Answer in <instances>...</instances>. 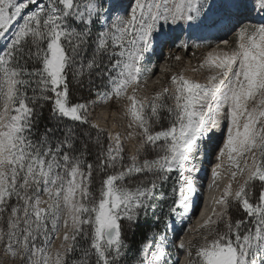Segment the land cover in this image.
<instances>
[{"label":"rangeland","instance_id":"374dc122","mask_svg":"<svg viewBox=\"0 0 264 264\" xmlns=\"http://www.w3.org/2000/svg\"><path fill=\"white\" fill-rule=\"evenodd\" d=\"M19 1L0 7L6 18L0 21V264L183 263L188 251L178 246L190 238L189 227L180 237L173 230L195 170L205 166L204 153L215 162L233 137L227 127L222 144L206 149L219 122L218 93L227 86L242 105L226 169L232 188L218 225L200 227L189 242V264H240L246 242L255 244L257 236L264 255V24L244 26L250 19L235 11L237 28L219 47L217 34L187 39L181 21L217 29L232 19L227 0H125L124 13L117 11L122 0ZM110 6L116 12L107 21ZM214 16L220 21L211 26ZM99 55L97 65L87 61ZM66 67L102 80L90 89L95 98L72 107L52 87V80H65ZM29 84L36 94L56 96V112L69 121L64 130L29 135L34 111L22 90ZM232 98L221 102V121L230 122ZM102 112L104 128L97 124ZM112 124L119 141L112 140ZM86 125L97 136L82 130ZM60 134L65 141H55ZM110 223L118 228L111 245ZM137 228L150 230L139 245L131 243Z\"/></svg>","mask_w":264,"mask_h":264},{"label":"bare ground","instance_id":"6f19581e","mask_svg":"<svg viewBox=\"0 0 264 264\" xmlns=\"http://www.w3.org/2000/svg\"><path fill=\"white\" fill-rule=\"evenodd\" d=\"M5 1L6 0H0V7H1V5H3L5 3ZM38 1L39 0H21L19 2L20 3L21 2H25V3L31 2V3L35 4V3H39ZM123 6H124V2H122V4L119 7L120 13L125 12V9H124L125 6L124 7ZM225 7L227 10L235 9V11L237 12V14H239V16L244 11H246V10L249 11V9H250L251 10L250 13L253 16L252 17L253 22L251 25H256V24L263 25L264 24V0H257V3H254L253 0H227L225 3ZM96 10L97 9L95 8L94 11H96ZM0 12H1V10H0ZM6 12H8V11H6ZM17 13H19V10ZM5 14L7 15V13H5ZM237 16L238 15H235V17H237ZM5 19L6 18L3 15L0 16L1 23L4 22ZM184 19L185 18H183V20L181 21V25L185 28V35H186L187 39L196 37V38H198V40H203V39L205 40L206 38L213 37L214 35H212V34H217L216 36L219 37L223 33V35L219 39V43H220L219 47H226L227 44L229 43V41H231V40H227V39L228 38L230 39V35L232 34L231 30H232L233 25H234L233 23L236 22V20H234V21L229 20L230 23H232L230 25V23L228 21L222 19V21L220 22L222 24L217 29H215L216 27L214 29H209V28L204 29V28H198V27L196 28V27L191 25L189 20L185 19V21H184ZM214 20H215V16L210 21L211 26L216 25V22L214 24H211ZM219 21H220V19H219ZM248 23L249 22H247V24H245V26H248ZM177 30L180 31V27L177 28ZM227 30H229V31H227ZM160 46H164L163 41L160 42ZM169 54H171V52H170V50H167L166 55H169ZM224 54L222 53V55H224ZM223 57H225V56H223ZM166 64H167V62H165L164 65H166ZM255 67H256V65H255ZM167 68H168V66H167ZM162 75H163V73L161 71V75L158 76L157 79L161 78ZM218 94H219L218 99H219L220 104L218 103V101H216V107H217V116L219 117V122L217 124V127H214V126L212 127V138L210 140H208L207 143H205L206 149H208V152H210L212 150V148H216L217 146L222 144V138L224 137V133H225L227 127H229V134H231L230 137H232V136L233 137H232L231 141H229L230 140V138H229V139H227L228 141H226L222 145V149L219 153V158L216 159L215 162L212 163V161H209V159L206 158L207 154L204 153V156L202 157V159L204 160L205 166L203 168H201L199 171L195 170L196 180H194L195 182L192 181V183H191V188H190L191 194L189 196V201L186 204L185 214H184V216H182L180 218V221L175 225L174 230H173L175 235L177 237H180L181 235L184 234V230H186V228L189 227L190 238H188V240H186V242H181L178 246L180 251H182L183 248L185 250L187 249V251H188V254L184 256L182 264H184L187 257L189 258V254H190L189 242L195 240L193 238H195L194 237L195 233L198 231L197 229H199L197 227L201 224L205 227L210 223V221L208 220V211H209V208H210L211 203L213 201V194L214 193H213V191H211V196H210V198L206 204V207H205L201 217L198 219L197 223H193L191 221L192 216L190 214V211L192 210V208H194L195 209L194 211H196V209L198 208V206L200 204V201L195 203L197 196L205 188L210 190L213 187H215V188L220 187L221 190H223L226 193H230L229 190H230V188H232L231 187V178L228 175V172L226 169H227V164H229V160H230L231 148L234 145H238V143L232 145V143L237 139L236 134L234 133L233 129H235L234 128L235 123L241 117V112H242L241 106L242 105L240 103L236 104L234 102L235 93H233V89L231 87L227 86V87L223 88L222 91H220ZM232 96H233L232 104H230L226 107L229 109L228 115H230V122L221 121L222 119H224V117H226V114L224 112L225 108H223V107H225L224 106L225 104L230 102V97H232ZM221 102L224 105L221 104ZM107 118H108L107 113L102 112L99 115L98 120H97L98 126L104 128ZM111 130H112V135H111L112 140L113 141H116V140L119 141L120 140V132H119V129L117 128V126H115V124L111 125ZM130 146L132 148L131 149L132 151H137V146L135 145L134 142H132ZM213 165H214V167H213ZM198 167H200V166H198ZM210 167H211V170H209ZM204 170L207 171L205 174H204ZM0 202H1V199H0ZM222 208L223 207H220V211ZM190 221L192 222V226L190 225ZM259 241H260L259 236H257L255 239V244L250 246V241L246 242L247 245L244 246L243 254L240 258V264H249L248 257L250 255V248L255 249L254 253L256 255V259L253 261L252 264H262V262H264V255L262 254L260 256ZM157 254H159V256L156 259V263H160V261H161L160 258L162 256V252L159 250V251H157Z\"/></svg>","mask_w":264,"mask_h":264},{"label":"trees","instance_id":"16d2710c","mask_svg":"<svg viewBox=\"0 0 264 264\" xmlns=\"http://www.w3.org/2000/svg\"><path fill=\"white\" fill-rule=\"evenodd\" d=\"M97 30L99 28L97 27ZM66 45V44H65ZM87 48L83 46V50ZM25 50H30V48H25ZM100 55L94 56L92 58H87V61H91V63H94L97 65V63H100ZM32 59H26L27 62V68L35 70L32 66ZM72 68V66H70ZM70 67H66L64 69V76L65 80L62 83H58L55 80H52V87L58 88V90L62 91L65 96L68 98V104L72 107L80 106L82 104H85L89 102L92 98H95L96 96L92 94L91 88H94L98 85H102V80H99L97 78H94L91 80H87L85 77L82 79L79 77V75L75 74L74 69L71 70ZM33 83V82H32ZM32 84H29V87H25L22 85V90L24 91V97L26 98L28 96L27 104L28 106L34 111V116L32 117L31 121V133L29 135L33 138H40L42 137H49V133L51 130L58 129L59 131L64 130V128L67 127L69 124V121L66 118H63L58 115L55 109V103L54 100L56 96L50 95V94H36L35 90L31 89ZM34 86V85H33ZM99 89V88H98ZM96 90V89H94ZM99 91V90H98ZM91 93V94H90ZM85 127L86 130H88L89 136L93 135V137L97 136L98 130H95L90 125H86L82 127ZM49 132V133H48ZM86 131L82 132V134H79V137L86 138ZM102 136H105V133L101 134ZM53 137V136H52ZM55 141H65L66 137L62 136L61 134L58 135ZM41 140V139H40ZM38 140V142L40 141ZM54 141V138L52 139ZM88 145V144H87ZM89 146V145H88ZM233 217L238 218V221L242 220L241 216H235ZM150 230H145L144 228H137V230L134 232L133 240H131V243H137L143 244L149 235ZM99 264V263H95Z\"/></svg>","mask_w":264,"mask_h":264},{"label":"water","instance_id":"95a60500","mask_svg":"<svg viewBox=\"0 0 264 264\" xmlns=\"http://www.w3.org/2000/svg\"><path fill=\"white\" fill-rule=\"evenodd\" d=\"M117 232H118V228L113 223H110L106 226L105 239L110 245L113 244Z\"/></svg>","mask_w":264,"mask_h":264}]
</instances>
